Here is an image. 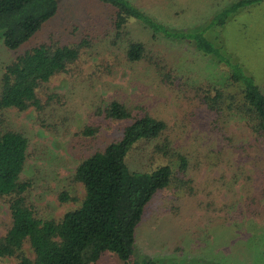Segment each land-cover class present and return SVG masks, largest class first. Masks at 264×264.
<instances>
[{
    "label": "rangeland",
    "instance_id": "1",
    "mask_svg": "<svg viewBox=\"0 0 264 264\" xmlns=\"http://www.w3.org/2000/svg\"><path fill=\"white\" fill-rule=\"evenodd\" d=\"M130 2L172 30H202L212 42L219 39L264 90V0L238 11L221 27L205 26L217 4L213 0ZM109 11L97 0H58L56 12L16 50L42 40L70 42L80 35L76 26L85 22L93 24V37L99 40L80 52L69 65L72 70L55 74L37 89L45 107L0 113L2 127L20 130L28 139L20 173V178L30 180L26 200L39 216L58 217L74 206V201L59 200L57 192L65 189L80 196L81 184L70 178L75 164L121 129V123L98 115L94 134L79 133L90 110L113 97L129 107L143 104L174 128L171 138L175 133L182 137L178 146L183 144L187 151L190 182L181 188L169 184L153 195L134 227L133 257H151L159 263L264 264V153L255 159L250 136L239 122L226 120L213 127L214 114L191 106L190 90L186 97L167 87L146 60L126 61L123 40L112 46L102 34L100 23H107ZM126 24L129 36L142 40L148 54L166 61L184 78L220 81L226 75L187 38H151L134 17ZM12 53L0 43V67ZM9 220L7 202L0 198V233ZM26 252L30 254L29 249ZM0 264H16V258L2 256ZM95 264L125 263L105 251Z\"/></svg>",
    "mask_w": 264,
    "mask_h": 264
},
{
    "label": "trees",
    "instance_id": "2",
    "mask_svg": "<svg viewBox=\"0 0 264 264\" xmlns=\"http://www.w3.org/2000/svg\"><path fill=\"white\" fill-rule=\"evenodd\" d=\"M97 1L110 8L107 23H100L104 27L102 34L109 37L112 46L123 40L126 61L146 60L167 87L177 88L186 97L190 90L187 99L191 106L214 114L210 118L213 127L226 120L239 122L250 136L248 145L256 150L255 159L264 153V90L219 39L212 42L202 30H172L130 0ZM213 1L217 4L205 20L206 27H221L235 13L260 0ZM57 7L58 0H0V43L13 52L0 67V113L8 108L20 111L31 106L38 111L45 107L46 100L43 105L37 89L55 74L72 70L69 65L80 52L99 42L93 37V24L85 22L76 26L80 35L70 42L42 40L16 51ZM129 17L137 18L151 38H187L195 50L226 75L220 81L184 78L166 61L148 54L142 40L129 36ZM98 115L121 123L120 132L75 164L70 178L81 184L82 194L59 190V200H71L75 205L58 217L37 215L26 200L30 180L20 178V173L28 153V139L20 130L2 127L0 118V198L7 202L10 215L0 233V257L14 256L16 264H95L109 251L125 264H211L200 260L159 263L151 257H133L136 223L159 189L169 184L178 188L188 185L189 158L183 144L178 146L182 137L175 133V139L171 138L174 128L143 104L129 107L113 97L90 110L89 120L79 133L94 134Z\"/></svg>",
    "mask_w": 264,
    "mask_h": 264
}]
</instances>
